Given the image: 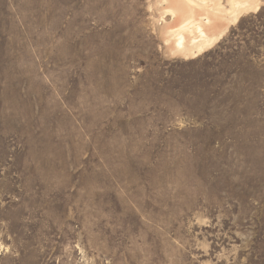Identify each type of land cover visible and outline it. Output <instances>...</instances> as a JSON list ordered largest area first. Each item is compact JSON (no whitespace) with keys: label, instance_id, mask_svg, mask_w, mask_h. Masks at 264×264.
<instances>
[{"label":"rangeland","instance_id":"374dc122","mask_svg":"<svg viewBox=\"0 0 264 264\" xmlns=\"http://www.w3.org/2000/svg\"><path fill=\"white\" fill-rule=\"evenodd\" d=\"M261 1L187 60L157 0H0V264H264Z\"/></svg>","mask_w":264,"mask_h":264},{"label":"bare ground","instance_id":"6f19581e","mask_svg":"<svg viewBox=\"0 0 264 264\" xmlns=\"http://www.w3.org/2000/svg\"><path fill=\"white\" fill-rule=\"evenodd\" d=\"M261 0H157L160 39L171 56L193 59L219 42ZM157 11V10H156ZM156 20V19H155Z\"/></svg>","mask_w":264,"mask_h":264}]
</instances>
